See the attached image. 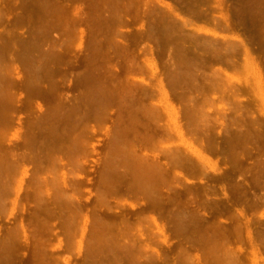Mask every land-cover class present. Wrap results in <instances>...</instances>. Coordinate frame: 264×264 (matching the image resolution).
Segmentation results:
<instances>
[{"label": "rangeland", "instance_id": "rangeland-1", "mask_svg": "<svg viewBox=\"0 0 264 264\" xmlns=\"http://www.w3.org/2000/svg\"><path fill=\"white\" fill-rule=\"evenodd\" d=\"M243 1L246 0H0V190L4 192L5 188L1 187L9 183L8 193L0 198V264H116L115 258L124 255L101 246L107 242V236L97 239V235L96 243L91 242L98 214L97 220L103 217L104 222H114L117 226H126L129 222L137 225L144 215L150 214L158 223L152 221L146 229L149 241L146 240L150 243L145 252L148 256H161L168 263L183 264L178 257L189 255L194 256L197 264H207L210 259L202 254L205 249L192 237L193 226L190 224L182 233L176 220H171V214L189 201L200 207L206 218L197 225L200 230L203 227L208 231V234L204 232L207 240L211 237L210 241H218L223 229L220 240L226 241L222 243L233 251L229 254H238L240 264H264V45L261 44L264 29L260 22L264 2L256 0L262 8L259 13L256 1L252 0L254 5H249L251 0H247L248 7H253L250 10ZM238 5L246 7L243 10ZM254 7L260 15L252 11ZM226 15L230 18L229 25L224 19ZM172 17L174 21L169 19ZM240 18H248L249 22L244 19L247 26L243 27ZM248 34L261 36V46L254 36L256 40L250 42ZM229 41L236 42L234 45L242 41L241 44H246L241 46L243 51L248 47L250 55L239 54L236 50H241L240 46L233 51ZM219 49L222 53H218ZM222 49L231 54L233 61H238L231 62L226 56L234 68L225 61ZM233 53L239 57H233ZM188 99L196 104L192 102L194 106H190ZM199 106L202 109L197 110ZM194 107L196 111L204 110V116L207 113L213 117L210 121L222 137L217 150L210 149L214 137L211 140L210 135L202 136L215 130L213 124L208 126V116L204 118L206 122H196L199 123L195 124L198 128L194 125L196 132L191 131L194 127L189 126L191 121L187 123L188 109L194 111ZM241 113L246 114L240 116L243 124L238 123L239 119L232 121L235 114ZM135 116L139 118L138 123L134 121ZM151 116H155L152 118L158 129L154 126V133H150L153 127L149 129ZM253 119L256 123H252ZM146 121L148 124H142ZM129 122H132L130 126ZM226 123L233 126L226 127ZM239 124L245 127V133L249 125V133L251 127L258 128V132L256 128L252 130L251 136L244 133L246 137L254 135L255 139H242L243 132L242 137L240 134L236 137L239 129L242 130H234L242 126H236ZM161 125L169 127V131L172 129L170 138L166 137L170 135L166 129L159 136L161 140L154 135L164 130ZM127 126L130 132L134 127V139L141 129L150 134L144 137L141 132L138 142L132 137L128 139L130 144L138 146L134 145L140 154L142 151L151 158L161 159V163L172 164L169 157L174 151L178 155L173 158L179 157L178 147L185 152L184 156L190 155L186 154V158L191 157L189 163L194 167L188 162L190 167L184 165L183 158V169L177 164L176 173L171 170L180 180L176 182L177 189L174 186V190L165 192V207L156 203L146 206L143 192L130 188L131 175L125 171L130 166L119 160L126 152H119L112 170L107 164L117 129L123 127L121 133L125 135L121 136L125 145L121 137L119 142L129 145ZM83 127L89 129L85 132ZM200 128L206 129L205 133ZM230 128L237 133H230ZM88 132L87 140L84 134ZM81 133L86 140L80 137ZM239 138L244 141L240 145L245 144L247 149H241ZM79 139L85 143L83 146ZM145 140L152 142L150 149V142L147 144ZM236 146L245 153L241 154ZM166 150L169 157L165 155ZM237 152L242 160L239 155L236 157ZM9 162L14 167L8 168ZM16 164L22 166L17 169ZM121 170L129 172L127 177ZM108 178L109 182H105ZM102 193L107 195L106 200ZM144 225L148 224L143 222L141 227L145 229ZM186 230L191 233L188 231L186 235ZM104 232L99 235H105ZM232 255L230 259L227 255L220 264H229V260L236 258ZM205 257L207 263L203 261Z\"/></svg>", "mask_w": 264, "mask_h": 264}, {"label": "bare ground", "instance_id": "bare-ground-1", "mask_svg": "<svg viewBox=\"0 0 264 264\" xmlns=\"http://www.w3.org/2000/svg\"><path fill=\"white\" fill-rule=\"evenodd\" d=\"M37 2H38V0H36ZM207 1V0H206ZM216 1V0H215ZM253 1H256V0H253ZM260 3L261 2H264V0L262 1H260V0H258ZM54 2V1H53ZM58 2V1H57ZM202 2V1H201ZM244 2V3H243ZM242 2V4H245V5H247V0L246 1H243ZM252 0L251 1H249L248 3H249V5H254V3L255 2H253L252 4ZM103 3V2H102ZM200 3V2H199ZM260 3H258V4H260ZM40 4V3H39ZM256 5H257V1H256V3H255ZM41 5H43V4H41ZM59 5V4H58ZM245 5H238V6H240V8L242 7V9L243 8H245L246 6ZM255 5V7L256 8H259V9H257V10H260L259 11V13L261 12V9L262 8H264V7H262V8H260L261 6H264V4L263 3H261V6L259 7V5H257L256 6ZM245 6V7H244ZM231 7H233V6H231ZM252 7V6H251ZM251 7H248V5H247V7L246 8H251ZM254 7V8H255ZM50 8V7H49ZM61 8V7H60ZM195 8H197V7H195ZM239 8V9H240ZM256 8L254 9V10H252L253 9V7H252V11H255V13L257 12V10H256ZM241 9V10H242ZM59 10V9H58ZM238 10V9H237ZM244 10V9H243ZM250 10V9H249ZM62 11V10H61ZM209 12V11H208ZM264 12V9H262V13ZM43 13V12H42ZM257 14V15H260V14ZM261 13V14H262ZM242 14H243V12H242ZM63 15V14H62ZM165 15V14H164ZM170 16H173V15H170ZM245 16V15H244ZM247 16V15H246ZM61 17V16H60ZM59 17V18H60ZM64 17V16H63ZM120 17H122V16H120ZM119 17V18H120ZM167 17V16H166ZM249 17V16H248ZM251 17V16H250ZM262 17H263V19H264V16L262 15ZM262 17L260 16V22H262L263 24H264V22H263V19H262ZM118 18V19H119ZM242 18H243V16H242ZM67 19V18H66ZM121 19V18H120ZM163 19V18H162ZM162 19H160V20H162ZM168 19V18H167ZM170 20H173V17L172 18H169ZM224 19L226 20V23H228L227 25H229V23H230V18H229V16L228 15H226V16H224ZM241 19V18H240ZM245 20H246V18H244ZM244 19H241V20H243V24H244V26L243 27H245V26H247V22L245 23V21H244ZM251 19V18H250ZM40 20V19H39ZM47 20V19H46ZM75 19H73V21H74ZM122 20V19H121ZM175 20V19H174ZM173 20V21H174ZM237 20H239V19H237ZM236 20V21H237ZM241 20H240V22H241ZM252 20V19H251ZM123 21V20H122ZM246 21H248L249 22V20H248V18H247V20ZM257 21V20H256ZM41 22V21H40ZM53 22V21H52ZM121 22V21H120ZM169 22V21H168ZM176 22V21H175ZM175 22H171V23H174V24H176ZM184 22V21H183ZM182 21H181V23H183ZM186 22V21H185ZM190 22V21H189ZM121 23H123V22H121ZM225 23V24H226ZM258 23V22H257ZM48 24V23H47ZM69 24V23H68ZM67 24V25H68ZM75 24V23H74ZM74 24H72V25H74ZM236 24V23H235ZM242 24V23H241ZM240 24V25H241ZM260 24V23H259ZM258 24V25H259ZM263 24H261V26H263L262 27V29H264V25ZM50 25V24H49ZM52 25V24H51ZM66 25V24H65ZM109 25V24H108ZM184 25H185V23L182 25L183 26V28H184ZM248 25H250L251 26V24H248ZM252 25H254V24H252ZM256 25V24H255ZM69 26V25H68ZM77 26V25H76ZM180 26H181V24H180ZM179 26V27H180ZM181 26V27H182ZM261 26L259 27H257V28H260L261 29ZM64 28H65V26H64ZM71 29H72V31H73V28H72V26L70 27ZM174 28V27H173ZM249 28V27H248ZM251 28H253V26L251 27ZM256 28V29H257ZM45 29V28H44ZM67 29L70 31L71 29H69L68 27H67ZM66 29V30H67ZM74 29H76V28H74ZM245 30L244 31H246L247 29L246 28H244ZM65 30V29H64ZM78 30V29H77ZM185 30V29H184ZM76 30H74V32H75ZM180 31V30H179ZM178 31V32H179ZM34 32V31H33ZM41 32V31H40ZM39 32V33H40ZM49 32V31H48ZM47 32V33H48ZM64 32H67V31H64ZM104 32V31H103ZM246 32H248V31H246ZM246 32H245V34H246ZM50 33H51V31H50ZM175 33V32H174ZM38 34V33H37ZM60 34H62V33H60ZM67 34H69V33H67ZM178 34H180V33H178ZM182 34H183V31H182ZM189 34V33H188ZM192 35H193V32L191 33ZM250 34V33H249ZM248 34V35H249ZM252 34V33H251ZM255 34V33H254ZM66 35V34H65ZM177 35V34H176ZM181 35V34H180ZM255 35H257V34H255ZM36 36H38V35H36ZM187 36H189V35H187ZM252 36V35H251ZM251 36L249 35V37H250V42H252V40L254 41V40H256V36H254V37H256L255 39L253 38V36H252V38H251ZM182 37V36H181ZM185 37V36H184ZM196 37V36H195ZM198 37V36H197ZM261 36H259L257 39H259L260 40V42H259V45H260V43H261V41H263L262 40V38H260ZM49 38V37H48ZM189 38V37H188ZM193 38V37H192ZM51 39V38H50ZM196 39V38H195ZM249 39V38H248ZM252 39V40H251ZM182 40H183V38H182ZM186 40V39H185ZM242 40V39H241ZM244 40V39H243ZM166 41V40H165ZM179 41V40H178ZM205 41V40H204ZM247 41H249V40H247ZM258 41V40H257ZM176 42V41H175ZM183 42V41H182ZM207 42V41H206ZM230 42V41H229ZM241 42L242 41H240V44L238 45V43H237V45H234V43H236V42H234V43H232V42H230V44L229 45H231L230 47H231V49L233 50V49H236V48H238L239 46H240V48L239 49H241V50H236V51H239L238 53L240 54L241 53V55H243V54H246V55H250V50H249V48L248 47H245V50L243 51V49H242V47L243 46H246V44L245 45H243V43L241 44ZM178 43H180V42H178ZM216 43V42H215ZM247 43V42H246ZM249 43V42H248ZM183 44V43H182ZM189 44H190V42H189ZM203 44H204V42H203ZM209 44V43H208ZM211 44V43H210ZM262 45H264V43L262 42L261 43ZM58 45V44H57ZM195 45V44H194ZM55 46V45H54ZM222 46V45H221ZM228 46V45H227ZM236 46H238V47H236ZM242 46V47H241ZM261 46V45H260ZM259 46V47H260ZM182 47V46H181ZM206 47V46H205ZM213 47V46H212ZM233 47V48H232ZM236 47V48H235ZM259 47H257L258 49H260ZM40 48V47H39ZM50 48V47H49ZM184 48V47H183ZM183 48H182V50H183ZM218 48H221V47H219L218 46ZM262 48V47H261ZM213 49V48H212ZM216 49V48H215ZM226 49V48H225ZM258 49H257V52H258ZM181 50V51H182ZM187 50V49H186ZM189 50H190V48H189ZM223 50V49H222ZM254 50V49H253ZM252 50V51H253ZM255 50H256V48H255ZM203 51V50H202ZM206 51H208V50H206ZM216 51V50H215ZM219 51H221L220 49H219ZM233 51H235V50H233ZM240 51H242V52H240ZM246 51V52H245ZM186 52H188V51H186ZM227 53H228V51H226ZM231 53H232V51H230ZM245 52V53H244ZM260 52V51H259ZM203 53V52H202ZM213 53H214V51H213ZM218 53H222V51L221 52H218ZM252 53V52H251ZM254 53H256V52H254ZM262 53V52H261ZM261 53L259 54L258 53V55L260 56L261 55ZM263 53H264V49H263ZM184 54V53H183ZM201 54V53H200ZM199 54V55H200ZM224 54H226V53H224V50H223V55ZM46 55V54H45ZM44 55V56H45ZM228 54H226V55H224L225 57L227 56ZM230 55V56H229ZM228 55V57H230L231 59H232V61H231V59L229 60L227 57V59L225 58V61L227 60L228 62H234V63H236V62H238V61H233L234 60V58H232V56H231V54H229ZM233 57H239L238 56V54H234L233 53ZM263 55V54H262ZM210 56V55H209ZM214 56V55H213ZM259 56H258V58H259ZM188 57V56H187ZM186 57V58H187ZM212 57V56H211ZM216 57V56H215ZM214 57V58H215ZM218 58L220 57V59H221V55H219V56H217ZM215 58V59H218V58ZM257 57V56H256ZM264 56H262V58H263ZM205 58V57H204ZM223 58V57H222ZM261 58V57H260ZM261 58V59H262ZM39 59V58H38ZM211 59V58H210ZM219 59V60H220ZM240 59V58H239ZM47 60V59H46ZM188 60H190V59H188ZM223 60H224V58H223ZM245 60V59H244ZM243 60V62H245ZM258 60V59H257ZM260 60V59H259ZM45 61V60H44ZM186 61V60H185ZM216 61H218V60H216ZM221 61V60H220ZM225 61H222L223 63H224V65H225V63L227 62H225ZM261 61V60H260ZM40 62V61H39ZM227 62V64H229V66L230 67H232V68H234L233 67V63L232 64H230V63H228ZM44 63V62H43ZM188 63V62H187ZM191 63H192V61H191ZM190 63V64H191ZM196 63V62H195ZM204 63V62H203ZM213 63V62H212ZM241 63V62H240ZM48 64V63H47ZM186 64V63H185ZM194 64V63H193ZM198 64V63H197ZM262 64H263V60H262ZM177 65V64H176ZM241 65H244V64H241ZM240 65V66H241ZM264 65V64H263ZM192 66V65H191ZM212 66V65H211ZM226 66H228V65H226ZM39 68V67H38ZM190 68V67H189ZM195 68V67H194ZM229 68V67H228ZM242 68V67H241ZM37 69V68H36ZM183 69V68H182ZM186 69V68H185ZM192 69V68H191ZM236 69V68H235ZM187 71V70H186ZM211 71V70H210ZM184 72H185V70H184ZM183 72V73H184ZM196 72V71H195ZM213 72H215L216 73V70L215 71H213ZM180 73H182V72H180ZM194 73V72H193ZM198 73V72H197ZM218 73V72H217ZM173 74H174V72H173ZM189 74V73H188ZM195 74H193V76H194ZM198 75V74H197ZM201 76V75H200ZM211 76H212V73H211ZM214 76H216V78L218 77V76H221L220 75V73L218 74V76H217V74H215ZM182 77V76H181ZM180 77V78H181ZM195 77H197L196 75H195ZM213 77V76H212ZM211 77V78H212ZM178 78H179V75H178ZM183 78V77H182ZM203 78H205V77H203ZM214 78V77H213ZM172 79V78H171ZM189 79H191V78H189ZM193 79V78H192ZM195 79V78H194ZM194 79H193V81H194ZM223 79V78H222ZM224 79H225V77H224ZM168 80V79H167ZM199 80V79H198ZM195 81V82H198V84H199V81ZM225 80H227V77H226V79ZM216 81V80H215ZM221 81V80H220ZM226 82V81H225ZM224 82V83H225ZM183 83V82H182ZM207 83V82H206ZM214 83V82H213ZM219 83V82H218ZM35 84V83H34ZM180 84V83H179ZM197 83H195V85H196ZM201 84V83H200ZM204 84H205V82H204ZM210 84V83H209ZM212 84V83H211ZM221 84V83H220ZM223 84V83H222ZM226 84H227V87L229 86L228 85V83L226 82ZM225 84V85H226ZM191 85V84H190ZM135 86V85H134ZM134 86H132L133 88H134ZM201 86V85H200ZM202 86H205V85H202ZM219 86V85H218ZM217 85H216V87H218ZM221 86H224V84L223 85H221ZM182 87V86H181ZM213 87V86H212ZM216 87H214V88H216ZM225 87V86H224ZM223 87V88H224ZM227 87H226V89H227ZM264 87V86H263ZM192 88V87H191ZM218 89H220V87H218ZM217 90V89H216ZM229 91V90H228ZM129 92H131V91H129ZM201 92H203V91H201ZM122 93V92H121ZM193 96V95H192ZM131 98V97H130ZM104 99H105V97H104ZM134 99V98H133ZM102 100V99H101ZM127 100V99H126ZM189 100V99H188ZM187 100V101H188ZM189 101H191V100H189ZM188 101V102H189ZM194 100L192 99V101L191 102H189V103H191V104H189L190 106H194V105H192V102H193ZM102 102H104V100H102ZM198 102V101H197ZM195 102H193V104H194ZM97 104V103H96ZM196 104V103H195ZM106 105V104H105ZM195 106H197V105H195ZM105 107V106H104ZM189 107V106H188ZM241 107V106H240ZM106 108V107H105ZM195 108V107H194ZM192 109V110H194V111H191V108L190 109H188V112H189V115H188V113L186 114V115H188L189 117V120H187V123L189 124L190 122H188V121H191V125L189 124V126H191L192 128L194 127V125L195 124H197L196 122H199V120H200V122H201V120L203 121V120H205V122H206V119H208V117H209V119L207 120L208 122H207V124H208V126L210 127V125L211 124H213V123H211V119H213V117L212 118H210V116L207 114V113H205L206 115L204 116V110H203V112L200 110V111H196V109H197V107L195 108V109ZM199 108L200 109H202L200 106L198 107V109L197 110H199ZM205 108V107H204ZM142 110H144V109H142ZM161 110V109H160ZM187 110V109H186ZM190 110V111H189ZM160 112V111H159ZM161 112L163 113V111L161 110ZM99 113V112H98ZM140 113V112H139ZM182 113V112H181ZM244 113V112H243ZM243 113H241V115H238V114H235V115H238V117L236 118V116L234 115V118H232V121H233V119H239L240 120V116H246V114H243ZM136 115H138L139 116V114H138V112H137V114ZM153 115V114H152ZM161 115V114H160ZM160 115H158L159 117H160ZM225 115V114H224ZM138 116L136 117L135 116V119L136 120H134L135 122H137L138 121V119L140 118V116H139V118H138ZM143 116V115H142ZM149 116H150V114H149ZM148 116V117H149ZM164 116V115H163ZM208 116V117H207ZM152 117H155V116H151L150 117V119H151V121L152 122H150L149 123V125L151 126H149L150 128V130H152V127H153V132H151L150 131V133H154V126H155V128H156V125L157 124H155L154 123V121H153V119L154 118H152ZM182 117V116H181ZM186 117V116H185ZM207 117V118H206ZM241 117V118H242ZM146 118H147V116H146ZM204 118H206V119H204ZM225 118V117H224ZM159 119H161L162 120V117H160ZM185 119H187V118H185ZM230 119V118H229ZM243 119V118H242ZM241 119V120H242ZM226 120H228V119H226ZM231 120V119H230ZM241 120L240 121H238V123L240 122V123H242L243 124V122H241ZM244 120H247L246 119V117H245V119ZM243 120V121H244ZM252 120V119H251ZM254 120V122H252V123H256L255 122V120L256 119H253ZM132 121V120H131ZM141 121V120H140ZM210 121V122H209ZM133 122V121H132ZM132 122H129V126H130V123H132ZM139 122V121H138ZM137 122V123H138ZM148 122H149V120H148ZM148 122L146 121V122H142V124L143 123H147L148 124ZM199 122V123H200ZM204 122V121H203ZM246 122V121H245ZM247 122H250L251 123V121H248L247 120ZM258 122V121H257ZM122 123V122H121ZM199 123L197 124V125H199ZM209 123H211V124H209ZM227 123L229 124V122L227 121ZM225 124V126L227 127L228 126V124ZM232 123V122H231ZM147 124H145L146 126H147ZM155 124V125H154ZM187 124V125H188ZM193 124V125H192ZM207 125L206 123H203V125ZM216 124V123H215ZM233 124H234V122H233ZM233 124H232V126H233ZM241 124V125H242ZM245 124L246 123H244V126H245ZM138 125H140L141 126V123H139ZM197 125H195V127H197ZM204 125V127L205 128H207L208 126H205ZM240 124L239 125H236V126H241ZM248 125V124H247ZM85 126H86V124H85ZM144 126V125H143ZM164 126V125H163ZM212 126V125H211ZM213 126H214V129L216 130V125H214L213 124ZM232 126H228V127H232ZM243 125L241 126V127H237V129L235 128L234 130H238L239 128H242V130H240L239 129V133H238V135L236 136V137H238L239 136V134H240V136H241V133L244 135V133L246 132V130L244 131V129H243V127H244ZM250 126L251 125H249V127L247 128L248 130H247V132L248 133H245V135L247 136V135H250V134H252V130L254 129V128H256L255 126L254 127H251V133H249L250 131H249V128H250ZM119 127H120V125H119ZM118 127V128H119ZM128 127V126H127ZM142 127V126H141ZM157 127H159V126H157ZM161 128H163L162 127V125L160 126ZM160 127H159V129H160ZM193 128V130H191V131H197V129L196 128ZM199 127V126H198ZM197 127V128H198ZM203 127V128H204ZM247 127V126H246ZM83 128H86L84 131L86 132L87 131V129H89L88 127H83ZM117 128V127H116ZM115 128V129H116ZM123 127H121L120 128V130L119 129H117V131H116V133H118L119 131V133L117 134V135H115L114 134V136L115 137H113L114 139V141H113V144H112V146H111V152H109L110 153V160L108 161V165H109V167L111 168V170H112V168H114V166L116 165V161H117V159H119V152L120 151H123L124 153L126 152L127 153V155L126 156H124V157H122V158H120L119 160L120 161H122L123 163H128V165L130 166L129 167V169L127 170H125V171H129L130 172V174H129V172H127V173H125V171H123V170H121L122 171V174L125 176L126 174H129L128 176H130V182H129V185H130V188L132 187L133 189L135 188L136 190H138V191H140L142 194H143V196L145 197V200H146V206H149L150 204H152V203H156V204H158V205H163L164 207H165V198H166V193L168 192H170L171 190H174V189H177L178 188V186L176 185V182H179L178 180H180V179H178V175L177 174H173V173H176V167H177V164L179 165V168L181 167V165L184 167V165H186L187 167H190V166H188V164H187V162L189 163V162H192L191 161V157H188V158H186L185 156H188L189 154L188 153H186V154H188V155H186L185 154V156L183 155L184 153H183V150H181V148H178L177 147V149H178V151H180V154H179V157H176V158H173V157H175V156H173V155H178L175 151H174V153H176V154H174L173 152H172V154L173 155H171L170 157H169V155H168V152L169 151H172L171 149L170 150H168V152H167V150H166V153L167 154H165L166 156L168 155V157L170 158V160H168L169 162L171 161H173L172 162V164H167V163H161L160 161H162L161 159L160 160H156V158H151L150 156H148L147 154H142V151H141V154H140V152L138 153V151H140V149L139 150H137V148L134 146V145H136V144H134V143H132L131 142V144L129 143L130 142V140L128 141V139H130L131 137L133 138V134L134 133H136V132H134L133 130H134V127H133V130L130 132L129 131V127L127 128L128 129V131L130 132V133H127V130H126V132H125V134L127 133V134H132V136H128L127 134H126V137H127V139H126V137H125V139L128 141H126L129 145H127V146H123V144L125 145V143H124V141H123V138L122 137H124L125 135L123 134V136H122V133H123V131L122 130H124V129H122ZM131 128H132V126H131ZM139 127L137 126V131H139V129H138ZM144 128V127H143ZM245 128V127H244ZM146 130L148 129V128H145ZM144 129V130H145ZM148 129V130H149ZM157 129V128H156ZM164 130H162L161 131V129L159 130V132H160V134H158V132H155V136H157L158 138H159V136H161L162 137V135H163V131L165 132V129H166V127H164L163 128ZM195 129V130H194ZM201 129V128H200ZM199 129V132L202 130H200ZM208 129V128H207ZM211 129H212V127H211ZM228 129V128H227ZM231 129H233V128H230V130L229 131H232ZM258 128H256V130H257ZM119 130V131H118ZM147 130V131H148ZM158 130V129H157ZM166 130H168V131H166V134L167 133H169L170 135H168V136H166V137H171L172 135H171V130L169 131V127L166 129ZM205 130L206 129H204V130H202V131H204V133H205ZM214 130V132H213V134L211 133V134H203L202 136H208V135H210V139L212 140L213 139V137H214V140H212L213 141V143H212V141L210 142V143H212L213 145H212V147H210V149L212 148L213 149V147H215V149L217 150L218 148H219V146H221V142H220V140L219 139H221L222 137H219V132H218V130H216L215 131ZM255 130V129H254ZM89 131V130H88ZM121 131H122V133H121ZM141 132H143L142 131V129L140 130ZM195 131V132H196ZM209 131H211L210 129H209ZM228 131V130H227ZM229 131L227 132L228 133V135H231V134H229ZM259 131H261V130H259ZM82 133H83V131H81ZM134 132V133H133ZM140 132V133H141ZM207 132V131H206ZM254 132H256V131H254ZM257 132H258V130H257ZM81 133V134H82ZM89 133L90 132H88V133H86V134H84V135H89ZM140 133L138 132L137 134H135V135H137L136 136V138L134 139V140H137L138 138V136L140 135ZM145 135H144V137H147L148 135H150V134H146L145 132H143ZM143 133H142V135H143ZM156 133L158 134V135H156ZM201 133V132H200ZM214 133H215V136H213L214 135ZM217 133V134H216ZM230 133H233V131L232 132H230ZM234 133H237V131H235ZM234 133H233V135H234ZM261 133H263V131H261ZM121 134V135H120ZM139 134V135H138ZM196 134V133H195ZM223 134V133H222ZM253 134H255V133H253ZM259 135H260V132L258 133ZM258 134H255L256 135V137H258ZM83 134L82 135H80V137L82 138V136H84ZM134 135V136H135ZM236 135V134H235ZM244 135V137H242V139L243 138H248L247 139V141L249 140V139H251L252 137H246ZM78 136H79V133H78ZM78 136H77V139H78ZM86 136H84V138L83 139H85V137ZM122 136V137H121ZM154 136V137H155ZM164 136H165V133H164ZM206 136V137H207ZM212 136V137H211ZM222 136V135H221ZM239 136V137H240ZM251 136V135H250ZM261 136V135H260ZM259 136V137H260ZM264 136V135H263ZM119 137H121V139H122V142H123V144H121L122 142H119V141H121L120 140V138ZM169 137V138H170ZM229 137V136H228ZM235 137V138H236ZM87 138V140H88V136L86 137ZM143 138V137H142ZM151 138V137H150ZM152 138H153V134H152ZM231 138V137H230ZM254 139H255V137H253ZM154 139V138H153ZM153 139H150L151 141H153ZM160 139V138H159ZM168 139V138H167ZM236 139H238V138H236ZM240 140H239V145H240V143L242 142V139L241 138H239ZM253 139V140H254ZM86 140V139H85ZM132 140V139H131ZM143 140V139H142ZM150 140L149 141H146V143L148 144V142H150ZM161 140V139H160ZM160 140H158V142L160 141ZM166 140V139H165ZM208 140V139H207ZM74 141V140H73ZM76 141H78V140H76ZM75 141V142H76ZM79 141H80V139H79ZM133 141V140H132ZM163 141V140H162ZM214 141H215V143H214ZM222 141V140H221ZM238 141V140H237ZM241 141V142H240ZM246 141V140H245ZM81 142V141H80ZM136 142H138V140L136 141ZM143 142H144V140H143ZM156 142V141H155ZM164 142V141H163ZM77 143H79V142H77ZM145 143V142H144ZM152 142H150L149 143V146H148V148L150 147H152V145L150 146V144H151ZM230 143H231V141H230ZM244 143V141L242 142V144ZM80 144H82V142L80 143ZM85 144V143H84ZM84 144H82V146L84 145ZM133 144V145H132ZM241 144V145H242ZM86 145H88V144H86ZM145 145V144H144ZM240 145V146H241ZM245 145V144H244ZM244 145H242V148L241 149H243L244 148V150H245V148L247 149V147L245 146L244 147ZM129 146V150L126 148V147H128ZM137 146V145H136ZM140 146H141V144H140ZM86 147V146H85ZM84 147V149L86 150V148ZM138 147V146H137ZM145 147L146 146H144V150H145ZM237 147V150L239 151V150H241L240 149V147H238V146H236ZM87 148H88V146H87ZM149 148V149H150ZM221 148V147H220ZM226 148V147H225ZM233 148H234V146H233ZM239 148V149H238ZM126 149H127V151H126ZM173 149V148H172ZM142 150V149H141ZM148 150V149H147ZM244 150H242L244 153H245V151ZM87 152H89L88 151V149L86 150ZM149 151H153L152 149L151 150H149ZM182 151V152H181ZM214 151V150H213ZM242 151H239L241 154L243 153ZM122 152V153H123ZM125 153V154H126ZM171 153V152H170ZM183 153V154H182ZM239 153V154H240ZM84 154V153H83ZM125 154H122V155H125ZM184 156H182V155ZM238 154V152H237V154H235L236 155V157L239 155ZM240 154V155H241ZM85 155V154H84ZM180 155H181V157H180ZM239 155V156H240ZM245 155V154H244ZM165 156V157H166ZM190 156V155H189ZM235 157V156H234ZM241 157V156H240ZM239 157V159H241L242 160V158L243 157H241L240 158ZM168 158V159H169ZM173 160H172V159ZM184 158V160H181V159H183ZM123 159H125V160H123ZM174 159H177L176 161H174ZM181 161H180V160ZM187 159H190V161L188 160V161H186ZM241 160H239L240 162H241ZM182 161H184V162H186L184 165H183V162ZM170 162V163H171ZM182 164H181V163ZM10 163V162H9ZM197 163V162H196ZM243 163V162H242ZM11 164V165H10ZM9 164V166H8V168H12V167H14V165L15 164H13L12 165V163H10ZM22 164V163H21ZM204 164V163H203ZM20 165V164H19ZM19 165H17L16 164V168L19 166ZM189 165H192V163L190 164L189 163ZM196 165H199V164H196ZM206 165V164H205ZM243 165V164H242ZM20 166H22V165H20ZM19 166V167H20ZM185 166V167H186ZM201 166V165H200ZM203 166V165H202ZM18 167V168H19ZM192 167H194L193 165H192ZM17 168V169H18ZM128 168V167H127ZM176 168V169H175ZM178 168V169H179ZM182 168V167H181ZM180 168V169H181ZM109 169V168H108ZM125 169V168H124ZM183 169V168H182ZM174 170V172L172 173V171ZM121 173V172H120ZM122 175V176H123ZM205 175V174H204ZM126 177H127V175H126ZM111 178V177H110ZM108 180V181H107ZM107 180H105V182H109V178L107 179ZM110 180H112V179H110ZM5 182H6V180H5ZM5 182H1V183H3L2 185L4 186V183ZM113 182V181H112ZM9 183L7 182L6 183V185H8ZM107 184V183H106ZM110 184V183H109ZM244 184V183H243ZM5 185V187H1V189H4V192L2 191V190H0V191H2V192H0V198H2V197H4V196H6V194L8 193L7 191H8V188H7V186ZM242 185V184H241ZM245 185V184H244ZM107 186H108V184H107ZM174 186L176 187V188H174ZM243 186V185H242ZM186 187V186H185ZM245 187V186H244ZM111 188H112V186H111ZM110 188V189H111ZM174 188V189H173ZM109 189V188H108ZM243 189H245V188H243ZM242 189V190H243ZM112 190V189H111ZM248 190V189H247ZM178 191V190H177ZM206 191V190H205ZM166 192V193H165ZM105 193H107V192H105ZM183 193V192H182ZM101 195V194H100ZM102 197H104L105 199L104 200H106V198L107 197H105V196H107V195H103V193H102V195H101ZM169 198V197H168ZM101 199H103V198H101ZM190 200V199H189ZM185 201V200H184ZM188 202V201H187ZM162 206V207H163ZM148 208V207H147ZM151 208V207H150ZM200 208V207H199ZM198 208V206H196L193 202H190L189 201V203H186V205L185 206H183L181 209H178L176 212L177 213H174V214H176V215H174V214H171V215H173V216H171V217H173V219H171L172 221H174V220H176V222L178 223L177 224V228L179 229L178 231H181L182 230V233H183V230H185V229H188V227H191V225L193 226V234L194 235H192V237L194 236V238L196 239V241H197V244H198V246H202V250L204 251V249H205V251L207 250V252H203L202 254L204 255L205 254V256L207 255V257L210 259V262H208V261H206V260H208V258H203V261L205 262L206 261V263L208 262V263H215V264H220V262L221 263H223V260L226 258V256L228 255H230L228 258L230 259L231 258V255L232 254H229V253H233V251H230V249L228 248V244H223V243H225L226 241H224L223 239L222 240H220V238H223V234H224V232L225 231H223V229H222V231L221 232H223V234L221 233V236L219 235L218 236V233H216V238H218L219 237V240L218 241H220V242H218L216 239H214V240H216L217 242H218V244H217V242L216 243H214L215 241L212 239V241H210L211 240V235H212V232L213 231H211V228H210V232H211V235H209L208 237H210L209 238V240H207L206 239V237H204L205 235L204 234H206L207 232L206 231H204V228L202 227V229L200 230L199 229V227H198V225H197V222L199 223L200 221L199 220H203L204 221V219H206V218H204L202 215V210H200ZM176 209H177V207H176ZM81 211V210H80ZM202 212V213H201ZM172 213V212H171ZM170 214V213H169ZM99 215V214H98ZM96 216L97 218L99 217V216ZM150 215V214H149ZM145 216L144 215V217L141 219V221L139 222V223H137V225H134V224H136V223H133L132 225L130 224V222H129V224L128 223H126V226L124 225V226H117V225H114V224H116V223H108V222H104V218L102 217L101 219H98L97 220V218H96V223L94 222V224H96V225H94V234L92 235V237L90 238L92 241V243L95 241L94 239L96 238V236H97V239H99V238H101V237H105V236H107V238H106V240H107V242H102V244H101V246H106L108 249H109V252H114V254H116V253H121L120 255L122 256V255H124V256H122V258H120V257H117V258H115V261H116V264H167L168 262L166 261V260H162L161 259V256H155L154 255V257H153V255H149L148 256V254H146L145 252H147L148 250H146L150 245V243L148 242L149 240L147 239V235H146V232H147V230L146 229H149V226L151 225V222L153 221V222H156V223H158L157 222V219L154 217V216ZM176 216V219H174V217ZM100 218V217H99ZM168 218V217H167ZM95 220V219H94ZM197 220V221H196ZM202 221V222H203ZM143 222H145V224L147 223L148 225L147 226H145L146 228L144 229V228H142L141 226L143 225ZM152 222V223H153ZM176 222H175V225H176ZM124 223V224H125ZM132 223V222H131ZM141 223H142V225H141ZM174 223V222H173ZM214 223V222H213ZM121 224V223H120ZM119 224V225H120ZM128 224V225H127ZM191 224V225H190ZM205 224V223H204ZM190 225V226H189ZM211 225H216V224H211ZM219 226V225H218ZM218 226H216V228L218 227ZM214 228V227H213ZM218 229H220V228H218ZM226 229V228H225ZM189 230H191V228H189ZM188 230V231H189ZM213 230V229H212ZM215 230V229H214ZM221 230V229H220ZM97 231H99L98 233H97ZM103 231H105L104 233H106L105 235H103V236H101L102 235V232ZM188 231L186 230V232H185V234L186 233H188ZM18 232V231H17ZM190 232V231H189ZM204 232H206V233H204ZM214 232H216V231H214ZM219 232V231H218ZM178 233H180V232H178ZM182 233H181V235H182ZM191 233V232H190ZM189 233V234H190ZM99 234H101V235H99ZM208 234V233H207ZM214 234V233H213ZM226 234V233H225ZM186 235H188V234H186ZM150 236V235H149ZM214 236H215V234H214ZM213 236V237H214ZM218 236V237H217ZM225 236V235H224ZM227 236V235H226ZM226 236H225V240H226ZM99 237V238H98ZM207 237V238H208ZM11 238V237H10ZM215 238V237H214ZM96 239V241H98ZM148 241H147V240ZM206 240H207V242H206ZM151 241V240H150ZM187 241V240H186ZM224 241V242H223ZM228 241V240H227ZM101 242V241H100ZM210 242V243H209ZM212 242V243H211ZM223 242V243H222ZM94 243H96V242H94ZM199 243H200V245H199ZM207 243H208V245H210V246H206L207 245ZM220 243V244H219ZM227 243V242H226ZM8 244H9V242H8ZM100 245V244H99ZM227 246L226 248H225V246ZM97 247H99V246H97ZM196 247V246H195ZM206 247H208L207 249H206ZM204 248V249H203ZM228 249V250H227ZM112 250V251H111ZM201 250V251H202ZM183 252H185V251H183ZM148 253H150V252H148ZM207 253V254H206ZM118 255V254H117ZM238 254H234V255H232L233 257L235 256H237ZM183 256V255H182ZM202 256V255H201ZM202 257H204V256H202ZM232 257V258H233ZM179 259H181V262L183 263V264H197L196 262H195V258H194V256H193V258H191V256L189 257V255H187V256H183V257H178ZM113 259H114V256H113ZM179 259H177V260H179ZM238 261H237V260ZM234 260L235 261H237L236 262V264L237 263H239L240 264V260L238 259V257H236V258H233V259H231V260H229V264H235V263H233L234 262ZM118 261V262H117ZM231 261V262H230ZM233 261V262H232ZM127 262V263H126ZM176 262V261H175ZM174 262V263H175ZM184 262H187V263H184ZM172 264V262H170L169 261V263L168 264ZM207 263V264H208Z\"/></svg>", "mask_w": 264, "mask_h": 264}]
</instances>
